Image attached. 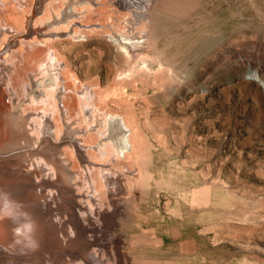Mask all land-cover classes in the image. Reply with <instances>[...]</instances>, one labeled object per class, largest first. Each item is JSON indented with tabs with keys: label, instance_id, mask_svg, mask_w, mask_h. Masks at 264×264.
Wrapping results in <instances>:
<instances>
[{
	"label": "rangeland",
	"instance_id": "obj_1",
	"mask_svg": "<svg viewBox=\"0 0 264 264\" xmlns=\"http://www.w3.org/2000/svg\"><path fill=\"white\" fill-rule=\"evenodd\" d=\"M15 1L23 8L19 25ZM15 1L0 0V63L11 64L13 51L27 59L14 91L24 78L32 87L33 81L49 83L58 72L55 151L61 159L65 152L73 157L70 169L81 175V154L71 140L72 135L84 138L89 161L105 162L112 175L124 180L113 200L122 203L125 217L114 232L107 211L98 228L113 240L121 236L123 252L137 255L136 264H264V87L253 79L256 74L264 83V0H156L158 25L149 51H157L140 59L127 57L110 36L125 30L132 9L111 0H94V6L90 0ZM113 15L121 26L109 22ZM12 42L20 43L2 54ZM87 88L99 94L96 109L82 108ZM7 103L10 111L19 109ZM23 107L26 114L47 110L31 109L28 102ZM110 114L127 116L142 131L143 148L137 145L129 164L118 166L111 156L101 158L93 150L102 137L91 131L103 132ZM86 130L93 136L87 138ZM36 143L43 147L49 141L41 135ZM63 176L53 177L48 186L43 175L34 177L36 186L43 187L37 200L53 223H62L61 217L72 222L75 212L60 214L50 207L52 201L62 196L86 201L80 194L88 189L74 179V193L67 190ZM102 188L107 189L104 183ZM101 198L103 208H112L105 193ZM34 219L27 215L26 224ZM49 251L47 264L60 256L55 249L49 256ZM36 257L35 263L42 264L43 257Z\"/></svg>",
	"mask_w": 264,
	"mask_h": 264
},
{
	"label": "bare ground",
	"instance_id": "obj_2",
	"mask_svg": "<svg viewBox=\"0 0 264 264\" xmlns=\"http://www.w3.org/2000/svg\"><path fill=\"white\" fill-rule=\"evenodd\" d=\"M93 1L90 0L91 4H93ZM110 2L112 5L118 4L122 8L132 9L131 15H133L127 18L123 16L125 21L123 20L124 22H122L125 30L117 32L114 36L110 35L113 42L122 48L130 59L137 57L140 59L141 56L144 58L151 56V54L154 55L153 52L157 50H152V52L149 51V48L155 45V40H153V43L151 36L153 30H156L153 28L158 25L156 18L153 16V10L157 3L156 0H111ZM16 3L14 4V10L16 11L14 14L18 17L17 25H19L23 22V13L21 11L23 8L19 1ZM30 6H32V3H30ZM134 8L136 11H133ZM102 13L104 12L102 11ZM123 18L121 17V19ZM103 19L101 17L100 21ZM119 21L120 19L116 15L110 16L109 22L112 24H120ZM141 24H144V27L147 29L137 30ZM110 26L111 24L108 25V27ZM13 28L18 29L12 25ZM103 28L104 26L100 24L99 30ZM25 30L26 27H24V32ZM21 40L20 42L25 41V37ZM19 43L15 44L12 42L11 46L5 48L2 54L12 52ZM11 59V64L7 63L6 60L0 63V193L7 194V198L12 202V215H5L3 218H0V264H26L30 258L33 259L28 264H36L35 261L38 259L36 257L38 254L40 258L43 257L41 258L43 260L41 263L47 264V254L45 251L50 250V248L51 251L48 252L49 256L54 255L55 252L60 254V256L58 258L54 257L51 260L52 262L48 264H113L111 263V258L116 260L118 264H136L135 258L138 257L137 255L134 258L131 252L127 254L123 252L125 242L121 236H118L114 240L113 238H108L107 231H104V233L97 226L100 216L102 215V220H105L107 218V211H109V215L112 217H110L112 221L111 226L114 232H116L119 219L125 217L122 203L118 199L113 200V196L115 195L114 190H123L119 182L124 180L112 175L110 173L112 168L110 167L111 169L109 170V165L105 164V162L100 164L89 161L88 155L90 151L84 144V138L81 140L72 135L71 146L73 145L76 152L81 154L79 162L84 171L81 175H74L70 169V164H73L71 161L73 157L68 158L65 152V156L61 159L60 155L62 154L55 151L56 146L53 143L59 133L55 121L58 112V102L61 100V98L58 99L57 95L58 90H61L58 72L50 78L49 83L40 84L39 82L37 85V82L33 81L32 87L29 86L27 79L24 78L22 81H19V88L14 91L13 88L20 78L19 72H25L26 70L27 59L21 51H13ZM51 60L58 62L55 56H51ZM18 63L20 64V70L17 69ZM47 67L48 65L43 66L42 70H46ZM134 73V71L128 73L126 78H130ZM253 79L264 87V83L256 74H254ZM4 81L8 82L11 88L5 89ZM94 90L87 88L83 92L82 108L84 110L96 109L95 107H97L100 99L97 97L99 94L94 92ZM22 93L24 94L23 99H21ZM7 101H11L14 104L17 103L16 107L19 109L10 111ZM22 101L24 103L28 102L32 107L31 109L44 106L47 110L49 108L50 111L46 110L26 114L24 112L26 108L23 107ZM103 126V132L100 129L96 130V128L91 131L102 137L99 139L97 147L93 150L97 151L101 158L106 155L111 156L113 162L118 166L122 163L129 164L134 161L138 153V147L143 148L142 131L140 132L138 127L127 116L121 114H110L106 123H103ZM92 133L90 134V131L86 130L84 135L89 138L93 136ZM41 135L47 137L49 141L47 148H44L47 145L39 147L36 143V137ZM50 166L55 167V172H52ZM92 172L95 174L94 177L89 175ZM60 173L64 174L62 179L66 182L67 190L74 193L75 188H73L74 184L72 183L74 179L79 181L78 184L81 189L87 188L88 190L80 194L86 200L85 202H78L75 198H64L63 196L52 201V204L55 206L50 205V207L60 214L63 212H75L72 222L61 217L62 223H53V220L47 218L48 212L44 211L45 208L41 200H37L40 197L38 192L43 187L36 186L34 177L43 175L49 181L45 185L48 186L49 183H53L51 182L53 177L59 176ZM129 174L133 175V172L129 171ZM102 182L107 189L102 188ZM111 182L112 184L110 185ZM125 186L127 188V185ZM111 187L113 188L112 190L110 189ZM121 190L118 191L122 192ZM28 191H30L29 194ZM104 193L105 196L107 195L113 201L111 203L112 208H103L104 202L101 196L102 194L104 196ZM2 202L0 200V205H2ZM88 205L93 207V212L89 213L87 211ZM84 210L87 213H84ZM99 210H101V214ZM30 214L35 218L31 220L36 226L34 239L37 241V247L35 248H27L22 244L15 243L20 238L16 236L15 230L25 227L26 216ZM93 247L94 249L92 250ZM53 249H55V252L52 251ZM72 250H74L72 252L73 255L71 253Z\"/></svg>",
	"mask_w": 264,
	"mask_h": 264
},
{
	"label": "clouds",
	"instance_id": "obj_3",
	"mask_svg": "<svg viewBox=\"0 0 264 264\" xmlns=\"http://www.w3.org/2000/svg\"><path fill=\"white\" fill-rule=\"evenodd\" d=\"M247 78V73H246ZM0 200H2V205H0V218H3L5 215H12V202L7 198V194L0 193ZM36 230L35 223L29 221L24 228H17L15 230L16 236L18 238L15 243L22 244L27 248L37 247V241L34 239V232Z\"/></svg>",
	"mask_w": 264,
	"mask_h": 264
}]
</instances>
